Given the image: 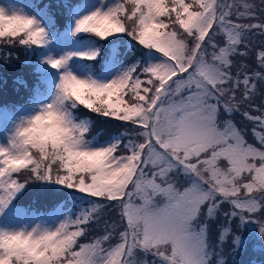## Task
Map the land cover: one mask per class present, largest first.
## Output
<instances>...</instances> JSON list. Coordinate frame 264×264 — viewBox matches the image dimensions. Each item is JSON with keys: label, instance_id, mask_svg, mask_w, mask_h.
<instances>
[{"label": "snow or ice", "instance_id": "obj_1", "mask_svg": "<svg viewBox=\"0 0 264 264\" xmlns=\"http://www.w3.org/2000/svg\"><path fill=\"white\" fill-rule=\"evenodd\" d=\"M58 6L63 31L49 5L0 6V59L38 74L0 106V264H226L264 237V0ZM101 119L125 131L101 142ZM32 185L79 214L21 206Z\"/></svg>", "mask_w": 264, "mask_h": 264}, {"label": "rangeland", "instance_id": "obj_2", "mask_svg": "<svg viewBox=\"0 0 264 264\" xmlns=\"http://www.w3.org/2000/svg\"><path fill=\"white\" fill-rule=\"evenodd\" d=\"M42 1L43 0H0V6H4V5L11 6V5L15 4L21 8H25V11H32V9L27 8L25 6L29 5V4H36L40 8H43L45 5H49V2H47L45 5H43V4L41 5ZM56 2H57V0H56ZM59 4H61V2ZM48 11L53 15V17L56 21V24L63 23V21L61 22V20H60L62 18H63V20H65V17H64L65 16V9L63 7L61 8L59 6L57 12H52L50 10V7H49ZM83 35H87V34H83ZM123 51L127 52V54L124 56L125 61H126V59L130 60L134 54L138 53L135 50L123 49ZM26 59H27V61L30 60V57L27 54H26ZM23 61H24V59H23ZM2 75L3 74H0V77ZM17 90H18L17 88H14V84H11V83H10V86L8 84H5L4 86L0 87V102L1 101H7V100H13V98H16V96L18 95ZM118 127L122 128V126L119 124V122L110 121V122L105 123L101 119V120L96 122V125L94 127V131L98 132V134L100 135V136L98 135L99 137L103 136L105 138V139H102L101 142H103V141L110 139V138L106 139V137L108 136V134H107L108 130L116 129ZM102 132L104 134H101ZM116 134L117 135H115V136L120 135L119 131L116 132ZM65 197L71 198L68 196L67 193L54 192L51 190L45 191V190H42L38 185H32V186H30V188L28 190H26V193L24 194V199L21 202V206H29L30 205L34 208H37V207L40 208V207L50 206V204L56 203V202H60V205H62L63 203H67V200L65 199ZM62 200H64V201H62ZM72 203H74L73 200H72ZM81 203L82 202L80 200H77V201H75V203L73 205L71 204L72 206H70L68 208H66V206H64V207H65L66 211H68L69 213H75L78 215L79 214V207H80ZM84 206H87V205H84ZM38 214L48 215L46 212H40ZM210 232H211V238H212L213 244H215L216 238L218 235V231H217V227H216L215 223L212 224ZM241 235L247 242L246 246L242 250L233 251L232 245L230 242L227 244H224V246H223V257L226 260V262H227V260H231V259L233 261H236V259H237L236 255H238V254L246 255L247 250H250V249H253L252 251L254 252V255H256L255 257L261 256L264 253V237L259 236L258 227H256L255 229L253 227H246L241 232ZM262 262H263V259H262ZM262 262L257 261L255 263L256 264H264V262L263 263Z\"/></svg>", "mask_w": 264, "mask_h": 264}, {"label": "trees", "instance_id": "obj_3", "mask_svg": "<svg viewBox=\"0 0 264 264\" xmlns=\"http://www.w3.org/2000/svg\"><path fill=\"white\" fill-rule=\"evenodd\" d=\"M79 0H69L70 3H77ZM47 2H49L50 10L52 12L58 11V5H62L64 3V0H43L41 2V5H45ZM61 2V4H59ZM62 8V6H60ZM65 20L60 19L63 23H58L57 27L60 29V31H63L65 27H67L68 17L65 10ZM123 47L121 50L123 51ZM10 51L13 52V58L11 60H3L0 59V74H3L0 77V87L4 86L5 84H8L10 86L11 84H14V88H17L18 95L16 98H13V100H7V101H1L0 106H22L25 101L28 98L29 90L31 89L32 85L34 84L35 80L37 79V73L35 72V57H30L31 62L27 61L26 59V53L23 50L20 49H10ZM24 54V55H23ZM139 56L138 53L134 54L133 57L128 60L127 62H133L137 57ZM32 58V59H31ZM24 59V61H23ZM18 79L24 80L28 84V88H24L16 83ZM250 127V125H249ZM121 134L125 131V129L122 127H118L116 129L108 130L107 138H111L118 132ZM101 134H104L103 132ZM93 135H99L97 131H93ZM100 136V135H99ZM98 139L101 141V139H105L103 136L99 137ZM253 249L247 250L246 255L244 254H238L236 261L227 260L226 264H256L255 262H264V253L261 256L254 255ZM255 250V249H254ZM262 262V263H263Z\"/></svg>", "mask_w": 264, "mask_h": 264}]
</instances>
